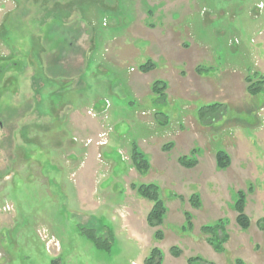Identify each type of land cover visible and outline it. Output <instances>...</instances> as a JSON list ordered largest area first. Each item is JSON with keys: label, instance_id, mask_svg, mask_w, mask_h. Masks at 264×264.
Here are the masks:
<instances>
[{"label": "rangeland", "instance_id": "obj_1", "mask_svg": "<svg viewBox=\"0 0 264 264\" xmlns=\"http://www.w3.org/2000/svg\"><path fill=\"white\" fill-rule=\"evenodd\" d=\"M119 54L126 66L117 64ZM146 64L154 67L144 76L152 81L148 97L132 108L127 84ZM262 80L264 0H0V264H139L151 240L139 244L127 232L110 238L108 213L125 194L132 202L135 186L151 178H167L161 197L167 205L170 198L182 200L193 215L191 232L205 226L198 228L194 195L205 201L209 225L227 221V252L203 250L200 256L211 262L193 264H264V85L258 95L249 90ZM156 81L167 85L164 100L152 92ZM213 104H221L224 115L204 123L199 111ZM91 124L98 128L92 136ZM142 128L151 130V151L166 152L168 172L155 165L140 174L122 149L119 169L131 172L125 188L117 184L107 198L110 134H127L140 145ZM72 146L92 150L95 185L86 197L100 203L98 212L81 206L80 185L91 184L92 174L86 155L66 165L62 149ZM195 150L197 165L180 167L179 158ZM219 151L230 157L226 170L217 168ZM169 175L177 178L173 185ZM239 191L246 195L247 231L233 210ZM163 228L182 236L176 225ZM166 241L164 248L174 236ZM182 249L188 259L183 246L172 252L182 256Z\"/></svg>", "mask_w": 264, "mask_h": 264}, {"label": "crops", "instance_id": "obj_2", "mask_svg": "<svg viewBox=\"0 0 264 264\" xmlns=\"http://www.w3.org/2000/svg\"><path fill=\"white\" fill-rule=\"evenodd\" d=\"M126 61L127 60L125 58H123L121 54H119L117 64L119 63L121 65L126 66V63H127ZM106 62H108V60ZM148 73H150V72H148ZM148 73H142V71H140L139 72V79H138V75H135V74L131 76L132 77L131 80L129 79L130 82L127 84V87L129 88L130 92L132 93V100L129 101L128 106H132V108H135L138 105V102L140 100H142L144 98V96L145 97L147 96L148 93H146L145 86L147 83L152 82L150 80L148 81L147 79H144V76H146ZM149 90H150V88H149ZM108 91L112 92V87H110ZM149 95H150L149 98H151V93ZM119 108H121V107H119ZM115 109L116 108L114 107V105L111 104V109H109L107 111L108 112L107 120L109 123L108 125H111L110 126L111 132H112V125L114 123H116V122H114V118H113V117H115V114H114ZM136 116L138 117V115H136ZM132 118L133 117H126V120H128L129 122H133ZM120 120L124 121V119H122V118L119 119V121ZM95 125H97V124H91V126H90L92 129L91 136L94 135V133L97 131L96 129H98V128H96V129L94 128ZM141 130L143 133L142 137H141L142 138V141H141L142 145L141 144L138 145V141L135 138L131 139L130 136L127 134H121V133H116V132L114 134H112V133L110 134V138H111L110 145H108L107 148L105 149V151H106L105 155L108 158L107 161L110 164V165H107L108 171L106 169L107 174L105 175L108 179V182H109L108 186L105 188L107 198H109L111 195L113 196L117 193V191L119 190V187L117 186V184L124 183V188H125V186H126L125 182L127 180L128 175L131 172L130 171L131 169L129 171H127V168L126 169L124 168L123 170H121V168L119 169L118 157L121 156L120 153H122V151H121L122 149L125 150L126 153H129V151H130L131 154L133 153V149L135 147L137 148V150H139L144 155H145V153L147 154V152H148L149 154H151L153 156V161H151V163H150V161H148L150 164V167H151L150 172L153 170L155 165L160 170L168 172L167 165L165 164L166 152L156 151V150L151 151V147L154 148V146H152L153 145V139H152L153 137L150 136V139L148 137L150 135L151 130H149L148 128H142ZM54 138L56 141H60V143H58V146L64 147V145H63L64 142L61 143V140L63 139L61 133L56 132ZM70 140L73 141L74 136H72L71 138L68 139V141H70ZM173 145L174 144L172 143V146ZM73 147L74 146L66 148V149H62V151L66 152V154L63 156L66 158V162L68 163L66 165L71 166L75 161L73 158L79 157V159H82L83 156L86 155V158L85 159L83 158V159H84V162L88 159V161H89L88 165H90V170H91V174H92V178L86 179V181H90V183L92 181L91 184L86 186L85 181H83L80 185L81 192H83V194L85 195L83 197V202L81 201V206H83L85 208L87 207V209L85 211L98 212L101 209H103V207L100 206V203L96 202V200H95L94 196H92V194L89 197L90 199H88L86 197L87 192L94 190L93 187H91L90 189H88V187L93 185V184L95 185V182L93 180V177H94V174H93L94 170H93V165H92L93 159L91 157L92 156V153H91L92 150H89L88 153L87 152L85 153L83 150L80 151L79 149L73 148ZM117 151H118V153H117ZM163 151H165V150L163 149ZM75 152H77V153H75ZM163 156L165 158H163ZM216 165H217V163H216ZM81 166H82V164H81ZM179 166H180V164H179ZM179 172H181V171L179 170ZM181 173H183V172H181ZM169 176L172 177L170 179L171 180L170 185H173L171 183H174L176 181L175 179H177V178L173 177L172 175H169ZM152 182H154L155 184L157 183L158 186H160V188H164V185L167 182V178H165V179L164 178H160V179L151 178L148 181H146V183H152ZM138 197H140V196L136 192V197L135 198L133 197L132 198L133 200L131 202V200L127 199L126 194H125V199L123 201H121L120 203H117V202L111 203L110 207L112 208V210L110 209L109 213H108V221H109L108 224L110 226V228H108V232H109L108 236L110 238H113V239H115L117 236L121 238L123 233L127 232V233H129V238L131 237L132 239L136 240L139 244H142L143 242H146L147 239H150L151 243L148 247L149 251H148L147 255L142 256L138 259L139 264H145L146 258L150 255L152 249L155 247L159 248L162 252V256H163L162 264H189L190 256H194L193 258L199 257L205 261L211 260V259H209V257H206V255L200 256L202 254L203 250H206V251L211 250V251L217 252L206 241V239L203 238L201 233L195 234L194 232H191V230L184 231V229H183V226L186 223V220H185V210L186 209H184V207H183L184 204L182 203L181 199L170 198L171 201L169 202V205L171 206V209L169 208V205L166 204L167 212H166L165 219H164V227H165V225H167L169 223V225H176L178 228L182 229L181 230L182 233H180V235H182L181 238H178V236H179L178 234H174L169 229H167V231H166L163 228L164 239L160 242H157L155 240V229L152 228L151 226H149V224L147 222V216H148L149 212L151 211L153 204L151 202H150L151 204H148V202L145 201L146 199L144 201L139 200ZM140 198H142V197H140ZM128 204L130 207H127ZM122 209H125V212L128 211V213H124V211H122ZM197 212L200 213L199 216H200V219L202 221H201V223H199L200 227H198V226H196V227L201 228L203 225H209L210 220H208V219L211 218V216H209V214H208L209 212L205 208V201L203 200V198H202V207ZM181 214L183 216L182 218H181ZM235 214H236V212H235ZM194 215H196V214L194 213ZM213 218L215 219L217 217L215 216ZM235 218H237V214H236ZM194 219H195V216H194ZM220 219H217V220L219 221ZM194 231H195V229H194ZM170 235L174 236V243H172L171 246L164 248L165 243H167L166 239H167V237H170ZM183 241H186V245H183ZM231 242L232 241L230 238L228 243L230 244ZM175 246H179V247L183 246L184 249L185 248L187 249V251L190 250L189 251L190 252L189 258L188 259L184 258L185 250H183V249H182L183 255L176 257L172 252V248H174ZM225 252H227V251L225 250ZM217 253H219V252H217ZM224 253H219V254H224ZM181 259L183 262H181Z\"/></svg>", "mask_w": 264, "mask_h": 264}, {"label": "trees", "instance_id": "obj_3", "mask_svg": "<svg viewBox=\"0 0 264 264\" xmlns=\"http://www.w3.org/2000/svg\"><path fill=\"white\" fill-rule=\"evenodd\" d=\"M153 65L146 64L142 65L140 67V70L143 73H148L151 70H153ZM259 84V85H258ZM264 85V80L261 82H257L252 87L250 86L249 90L252 94L258 95L261 93L260 87ZM167 89V85L163 81H156L152 85V92L154 95L159 96L160 99L164 100L165 97V90ZM222 105L221 104H213L203 107L199 111V117L200 120L206 123L208 121V124H213L218 119V117H222L223 111H222ZM211 120V121H210ZM163 123H167L165 120ZM171 147V144H170ZM169 147V148H170ZM166 150L168 148H165ZM197 155L196 150L191 153L190 156H181L179 158V163L181 166L185 168H193L197 165L198 160L195 158ZM132 160L134 162V166L136 170L140 174H146L148 170L150 169V164L148 160L146 159L145 155L141 153L137 148L135 147L133 149L132 153ZM230 157L225 151H219L216 154V163L219 170H226L230 165ZM135 190L138 193L140 197L143 199L148 200L153 204V207L151 211L149 212L147 216V222L149 226L155 229V239L157 242H160L164 239V232H163V226H164V219L167 212L166 203L161 197V188L155 183H149V184H140L138 186H135ZM190 203L193 208L199 209L202 206L201 198L199 195H194L190 199ZM246 195L243 191H239L237 193V198L234 202L233 209L237 214L236 222L237 225L240 227L241 230L247 231L251 225V220L248 217V215L245 212L246 209ZM186 223L183 227L184 230H192L193 229V215L189 212L185 213ZM262 226L261 229L264 231V217L261 220ZM227 221L225 219H220L216 224L214 225H205L201 229V234L203 237L206 238V241L219 253H224L226 248L225 245L229 241V235L227 233ZM88 238L92 240L97 246L102 247L101 242H99V239L92 233L88 232ZM175 252L176 256H179L180 251ZM162 252L159 248L155 247L152 249L150 255L146 258L145 264H162ZM195 261H202L204 262L202 258L196 257L191 258L189 260V264H193ZM235 264H245L241 259H236Z\"/></svg>", "mask_w": 264, "mask_h": 264}, {"label": "built area", "instance_id": "obj_4", "mask_svg": "<svg viewBox=\"0 0 264 264\" xmlns=\"http://www.w3.org/2000/svg\"><path fill=\"white\" fill-rule=\"evenodd\" d=\"M99 139L102 141V143H103L104 145H106L107 142H108V140H107V136H106L105 134L99 136Z\"/></svg>", "mask_w": 264, "mask_h": 264}]
</instances>
